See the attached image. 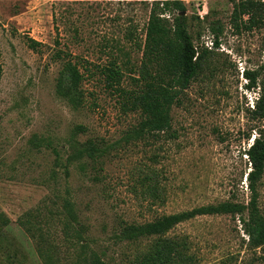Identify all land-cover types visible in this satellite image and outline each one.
<instances>
[{
  "label": "rangeland",
  "instance_id": "obj_1",
  "mask_svg": "<svg viewBox=\"0 0 264 264\" xmlns=\"http://www.w3.org/2000/svg\"><path fill=\"white\" fill-rule=\"evenodd\" d=\"M164 1L0 0V264H85L93 252L128 264L149 240L125 239L122 225L250 201L245 149L264 120H252L260 87L248 89L244 72L259 70L264 82V27L244 24L264 0H180L183 12L163 11L170 22L186 17L196 46L220 45L171 109L176 137L140 136L132 132L139 113L123 110L101 70L114 62L121 86L138 88L151 9ZM67 60L84 74L80 103L60 93ZM89 140L103 150L96 159L74 157ZM146 174L164 203L142 193ZM258 205L264 216V175ZM168 235L187 241L192 264H264V246L250 245L239 216H197Z\"/></svg>",
  "mask_w": 264,
  "mask_h": 264
},
{
  "label": "trees",
  "instance_id": "obj_2",
  "mask_svg": "<svg viewBox=\"0 0 264 264\" xmlns=\"http://www.w3.org/2000/svg\"><path fill=\"white\" fill-rule=\"evenodd\" d=\"M173 6L179 12L186 7L180 0L155 2L149 17L143 48L142 68L137 81V89H126L121 86L123 72L116 63L104 67L108 85L115 89L123 98L122 108L125 112L139 113L140 121L132 130L133 134L144 136L165 134L169 138L176 137L173 129L171 109L182 103V94L189 87L191 81L203 70V66L212 49L198 47L188 30L185 16H175L170 22L162 16L163 11ZM237 19V9L234 10ZM264 27V7L255 9L246 20L244 29L252 30ZM239 30V24H236ZM216 33L217 29L213 28ZM29 45L37 49L40 42L29 39ZM218 38L214 40V47H218ZM3 67L0 62V77ZM260 71L246 70L244 76L248 79V89L260 87V93L254 108H249L252 120H264V82L258 83ZM84 74L76 62L67 60L61 73L60 93L74 103H80L78 95ZM253 130V129H252ZM258 135L245 149L251 164L246 173L247 188L250 191L248 204L240 201L225 200L216 204L203 205L191 210H184L174 214H163L143 224L126 223L121 226L120 234L125 239L137 242L140 238H147L149 242L143 248H137L135 255L128 264H192L193 258L188 255L189 246L185 239L169 236V231L181 222L201 215L231 214L239 216L245 232L249 236V243L253 247L264 246V216L258 205L259 186L264 175V129L256 130ZM259 131V132H258ZM251 139L252 132L246 135ZM75 147V146H74ZM74 157L80 158L87 154L96 159L103 150L92 140L81 147H75ZM140 184L142 193L150 197L153 203H164L165 196L155 176L144 175ZM69 215L76 219L73 204L66 202ZM68 226V225H67ZM27 231H31L29 226ZM77 237L81 232L75 230ZM85 264H110L99 253L93 252L85 260Z\"/></svg>",
  "mask_w": 264,
  "mask_h": 264
},
{
  "label": "built area",
  "instance_id": "obj_3",
  "mask_svg": "<svg viewBox=\"0 0 264 264\" xmlns=\"http://www.w3.org/2000/svg\"><path fill=\"white\" fill-rule=\"evenodd\" d=\"M214 40L210 39V38L206 39L205 44H206V47L208 49H213L214 48ZM252 107L254 108V105H252Z\"/></svg>",
  "mask_w": 264,
  "mask_h": 264
}]
</instances>
